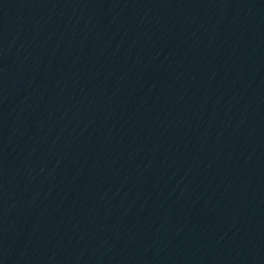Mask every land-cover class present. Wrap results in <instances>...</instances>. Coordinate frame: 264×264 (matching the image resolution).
Here are the masks:
<instances>
[{
    "label": "water",
    "instance_id": "obj_1",
    "mask_svg": "<svg viewBox=\"0 0 264 264\" xmlns=\"http://www.w3.org/2000/svg\"><path fill=\"white\" fill-rule=\"evenodd\" d=\"M0 264H264V0H0Z\"/></svg>",
    "mask_w": 264,
    "mask_h": 264
}]
</instances>
